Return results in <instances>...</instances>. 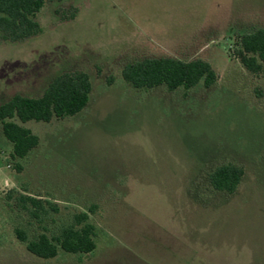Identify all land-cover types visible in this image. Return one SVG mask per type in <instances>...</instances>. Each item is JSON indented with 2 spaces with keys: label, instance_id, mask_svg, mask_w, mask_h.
<instances>
[{
  "label": "rangeland",
  "instance_id": "obj_1",
  "mask_svg": "<svg viewBox=\"0 0 264 264\" xmlns=\"http://www.w3.org/2000/svg\"><path fill=\"white\" fill-rule=\"evenodd\" d=\"M36 21L24 42L0 31V106L65 73L88 74L93 91L75 117L26 123L40 144L25 159L0 122V264H264V74L236 58L240 37L264 29V0H46ZM159 58L204 60L218 81L169 92L123 79ZM225 164L245 172L233 195L209 184ZM22 195L48 217L32 220ZM82 213L91 254L44 260L16 237L57 236Z\"/></svg>",
  "mask_w": 264,
  "mask_h": 264
},
{
  "label": "trees",
  "instance_id": "obj_2",
  "mask_svg": "<svg viewBox=\"0 0 264 264\" xmlns=\"http://www.w3.org/2000/svg\"><path fill=\"white\" fill-rule=\"evenodd\" d=\"M62 1V0H60ZM46 0H0V31L4 40L24 42L37 37L42 28L36 16L44 8ZM236 58L251 74H264V29L244 34L239 39ZM123 79L138 90H152L165 86L169 92L180 88L186 92L200 83L204 88L213 87L218 76L212 66L201 59L182 61L172 58L146 59L127 65ZM93 84L83 72L65 73L55 78L40 98L14 96L0 106V122L5 138L13 145V158L25 159L40 144V138L24 127L26 123H51L82 113L90 103ZM244 169L225 164L217 167L209 176L213 190L233 195L241 185ZM19 206L35 221H43L49 212L43 201L22 195ZM54 212L58 209L50 205ZM17 239L26 245L27 251L37 258L55 259L60 251L67 254H91L96 250V228L87 213L75 215L72 222L63 227L57 236L41 234L30 240L24 230H15Z\"/></svg>",
  "mask_w": 264,
  "mask_h": 264
}]
</instances>
